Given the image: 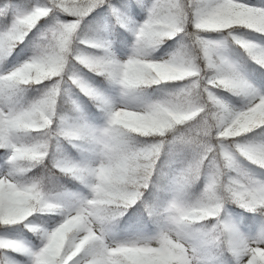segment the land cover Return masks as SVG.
Wrapping results in <instances>:
<instances>
[{"label": "clouds", "instance_id": "9594fccd", "mask_svg": "<svg viewBox=\"0 0 264 264\" xmlns=\"http://www.w3.org/2000/svg\"><path fill=\"white\" fill-rule=\"evenodd\" d=\"M51 2L43 0L42 17L54 10ZM80 23L59 22L48 28L47 35L35 45L34 54L0 78V91L15 97L31 85L50 82L40 98L27 105L17 103L13 109V119L20 126L14 130L11 141L14 152L8 159V171L0 175V184L7 180L16 190L13 217L16 223L33 225L31 232L41 244L56 252L78 240L83 245L89 236L92 239L88 248L101 256L122 248L129 253L158 249L162 241L168 242L173 250L190 249L192 244L187 238L190 227L205 228L192 225L193 216H217L226 203H236V198L243 194H254L264 200V187L256 190L253 173L240 161L243 157L264 168V141L248 152L237 141L254 126H264V98L255 100L247 80L225 55L231 30L264 31V16L253 17L246 5L235 4L231 11L213 17L203 28L198 23L192 24L194 31L189 32L191 23L187 19L162 12L150 28L135 34L132 53L123 61L99 41L79 40ZM201 31L227 32L228 36L215 41L205 38ZM180 34L188 38L181 51L166 59H154L166 40ZM78 40L81 44L89 41L92 48L102 49L103 55L80 50ZM235 43L246 47L244 41ZM16 46L13 41L10 50L0 57V64L7 61ZM198 51L202 53L203 64ZM209 57L215 58L214 71L209 70ZM73 61L118 87L119 99L108 97L88 83ZM174 82L186 83L159 98L150 96L153 86ZM71 86L81 92L89 90L88 97L106 117L102 126L60 116L59 99L70 92ZM221 87L242 97L246 106L251 107L234 109L213 99V90ZM0 114H4L3 108ZM61 140L76 147L82 158L55 156L52 168L82 185L85 193L56 190L52 184L54 173L45 162L52 155L53 142ZM173 143L187 146L195 157L180 171L167 199L159 204L158 213L149 215L151 205L145 202V211L154 221L156 231L117 238L115 227L129 209L143 202L164 147ZM42 166L44 172L30 175ZM205 167L206 187L199 197L190 198L186 190L199 183ZM177 183L182 187L180 194ZM42 216H58L60 220L51 227L32 220ZM259 243L254 239L249 242L250 246ZM18 244L17 240L0 239V247L16 248Z\"/></svg>", "mask_w": 264, "mask_h": 264}, {"label": "snow or ice", "instance_id": "6c2138e0", "mask_svg": "<svg viewBox=\"0 0 264 264\" xmlns=\"http://www.w3.org/2000/svg\"><path fill=\"white\" fill-rule=\"evenodd\" d=\"M108 4L112 14L118 19H123L120 10L109 3V0H67V3H61V0H52L50 6L53 11L48 16H41V5L37 4L30 10H24L23 6L14 3V0H5V3L0 7V18L7 21L9 15L12 19L10 23H5L3 30H0V57H3L9 50L13 41L18 45L23 44L29 34L37 27L41 20H45L54 13H63L70 15L76 19L69 22L81 21L86 16L90 15L97 7ZM235 4H243L247 6V10L253 17L264 16V8H257L249 6L240 2V0H154L151 5L148 16L142 24L133 25L135 34L139 33L145 27H151L152 22L157 19L160 13L168 12L171 14L179 15L181 18L187 19L191 24H200L203 28L207 22L213 17L223 15L232 10ZM59 5V8L56 6ZM69 22H63L65 24ZM59 23V21L57 22ZM127 23H133L127 21ZM75 27V25H72ZM257 34L264 35V31H257L254 28H245ZM232 31V30H231ZM48 33V29L42 33L43 39ZM202 33H207L201 31ZM174 35L171 39L176 38ZM232 39L236 41L246 42L245 52L253 60L254 63L264 68V45L258 44L254 41L242 38L241 36L234 35L232 31ZM23 40L22 43L19 41ZM85 47L91 49L90 42L83 43ZM240 46V44H237ZM18 46L15 47V49ZM209 70L214 71L216 68L215 58H208ZM5 74L0 75L2 78ZM248 87L251 88L255 94V100L258 101L264 98V92L258 90L248 80ZM215 90L226 89L217 88ZM229 92V91H228ZM84 95L89 96L87 88L82 92ZM213 99L223 102L213 90ZM17 106L16 97L11 93L5 94L0 91V108L4 109V114H0V149L6 150L9 157L12 156L14 148L12 147V138L14 130L20 126L18 120L13 119V109ZM246 107H251L247 105ZM56 125L53 123L52 128L55 129ZM258 129H264V126L253 127L251 131L245 135L252 133ZM244 135V136H245ZM242 136V137H244ZM241 147L245 152L254 148L255 145L240 142ZM255 165L259 168L258 165ZM264 169V168H260ZM256 190L259 191L264 187V180L255 178ZM177 193L182 192V187L179 183L176 185ZM15 189L12 185L4 180L0 184V226L9 227L19 225L13 219L15 214L14 196ZM236 204L243 209L256 213L259 212L264 215V200L256 195L243 194L236 198ZM160 210L159 205L150 206L149 215L158 213ZM212 221L215 223L211 228L190 227L187 233V238L191 241L192 247L190 249H175L166 241L161 242L158 249L146 248L139 252L129 253L126 249H117L115 253H105L101 256L95 250L88 248V243L92 239L85 241L83 245L78 240L70 246H65L63 250L56 252L50 247H45L41 244L38 249H31L29 247H20L22 244L19 242L16 248L0 247V249L11 250L21 255H26L30 259V264H215L216 257L212 255L213 250L224 249L231 254L234 259V264H264V228L255 237H248L243 235L236 226L224 223L222 221V212L217 216H201L199 214L191 218L192 225H206ZM29 231H32L33 225L28 222L23 223ZM226 236V239H225ZM260 242L258 246H250V240ZM79 249V251H78Z\"/></svg>", "mask_w": 264, "mask_h": 264}, {"label": "trees", "instance_id": "16d2710c", "mask_svg": "<svg viewBox=\"0 0 264 264\" xmlns=\"http://www.w3.org/2000/svg\"><path fill=\"white\" fill-rule=\"evenodd\" d=\"M247 1L264 6V0ZM4 3L5 0H0V7H2ZM14 3L21 6H29L33 4H39L42 6L43 0H14ZM109 3L120 10L123 19H118L116 16H114L108 4L102 5L97 7L90 15L81 20L77 35L79 40L101 41V43L105 44L106 46L108 45V42L105 40V36H108L117 51L122 52V50L127 49L130 39V23H127V21H131V18L141 17L144 10V3L143 0H109ZM62 17L65 18L69 16L63 13H54L45 20H41L37 27L25 39L23 44L18 45L7 61L3 64H0V75L5 74L3 71L6 68L12 66L14 63L23 61L28 54L27 49L30 46L31 41L37 40V43H39L42 33L48 29V26L54 24ZM10 22V15L7 21L0 18V30H3L5 23ZM105 23L106 26H104ZM234 30H239L247 34H254L258 39L264 42V35L257 34L245 28H237ZM188 31H194L192 24L188 25ZM226 34L228 35L227 32ZM178 39L179 50L181 51L183 46L188 43V38H186L183 34H180ZM79 40L77 41V47L80 49L81 46L85 45L79 43ZM171 40L172 39L166 40V42L155 53H160L161 51L167 49L168 43ZM229 44L232 51L238 56L241 63L248 70L250 78L256 81L260 87L264 88V68L254 63L245 50L237 45L231 37H229ZM95 50L97 53L103 51L102 49ZM198 55L201 56L200 62L203 64L204 61L202 59V53L198 51ZM73 63L76 62L73 61ZM78 66L80 71L87 75L95 84L99 85L100 87H104V76L90 72L80 65ZM49 84L50 82H45L44 84L29 86L25 93L16 97L17 103L19 105H27L34 102L40 98L42 93L49 87ZM162 86L163 84L159 86H153L149 90L150 96L154 95L160 88H162ZM224 92L234 103H246L242 97L233 95L228 91ZM75 94L83 101V115L92 122H100L103 119L104 113L98 109L97 103L88 96L84 95L77 88H75ZM58 113L60 116L65 117L69 121L82 119L80 110L71 103L67 93L62 94L59 99ZM32 135L34 136L36 134L33 133ZM258 139H264V129H258L245 135L244 137L239 138L240 142L242 143L256 141ZM55 156H66L71 159L80 160L82 156L79 150L73 145L69 144L67 141L61 140L58 143L54 141L52 155L45 162V165L47 169H50L51 172L54 173L52 184L56 190L69 191L73 194L85 193L86 189L83 188L82 185L77 183L74 179L62 175L52 168V162ZM194 157L195 153L183 144L173 143L164 147L160 160L156 166V173L153 176V182L145 192L143 202L138 203L135 207L129 209L127 215L119 222L118 226L115 227L114 234L117 236V238H121L123 235H128L131 233L152 234L156 231V225L154 221L149 218L148 212L145 211V202L151 206H156L166 200L170 191L169 184L172 174H174L175 178L177 179L180 171L183 170V168L186 167V165L192 161ZM8 159V152L6 150L0 149V173L4 170L8 171ZM240 161L251 173H253L255 178L264 180V169H260L255 165L250 164L243 157H240ZM206 169L207 167H205V170ZM44 171L45 167H38L33 173H30V175L37 176ZM202 178L200 179L199 183L186 190V193L190 198H197L202 194L204 188L206 187V184L203 185ZM227 211H234L235 213L239 214L243 223H253V220L259 216L262 218L264 224V215H261L259 212L253 213L247 211L238 206V204L235 202L226 203L222 212V221L224 223H228L227 219L225 218ZM32 220L36 224L49 225L58 222L60 217L42 216L33 217ZM214 223L215 221H212L204 225V227L206 229L210 228ZM0 230L20 234L29 239H35L37 237V235L29 231L28 228L24 226V224L9 227L0 226ZM13 254L25 258V255L17 254L15 252ZM212 255L216 257L215 264H234V259L226 250V248L213 250ZM0 264H5V257L2 253V249H0Z\"/></svg>", "mask_w": 264, "mask_h": 264}, {"label": "rangeland", "instance_id": "374dc122", "mask_svg": "<svg viewBox=\"0 0 264 264\" xmlns=\"http://www.w3.org/2000/svg\"><path fill=\"white\" fill-rule=\"evenodd\" d=\"M154 0H143L144 3V12L141 16L140 19H135L133 18L131 20V25H130V41H129V48H127L125 51L123 52H118L117 49L115 48L114 44L109 40V38L106 36L105 40L108 42L107 47L110 48V50L115 54V56L117 58H119L120 60H126L132 53V48L134 45V41H135V32L133 30V25H139L142 24L148 16V11L151 7V5L153 4ZM240 2L247 4L249 6H253V7H257V8H264V6L259 5V4H255V3H251L248 2L247 0H240ZM32 6H23L24 10H30ZM69 17H65V18H60L58 21L59 22H69V21H73L75 20V17H72L70 15H68ZM12 19V17H11ZM58 21H56L54 24L48 26V28H50L51 26L55 25ZM106 26V23H105ZM234 35H238L241 36L242 38L248 39L249 41H254L258 44L264 45L263 41H260L255 35L253 34H247L244 33L242 31L239 30H232ZM202 35L207 38V39H211V40H215V41H219L222 40L223 37L228 36L225 33H216V32H212V33H202ZM179 35L176 36V38L172 39L169 43H168V48L166 50H163L161 53H157L154 54V59H161V58H168L169 56L176 54L177 52H179ZM101 42V41H99ZM37 44V40L36 41H31L30 46L28 47L27 51L28 54L26 56V58L21 61L18 62L16 64H14L10 69H8L6 71V73L14 70L16 67L20 66L24 61L28 60L33 54H34V49H35V45ZM80 50L87 52L88 54H92V55H103V51L100 53H97L95 49H91V48H87L85 46H81ZM225 55L229 58V60L236 66L237 70L244 76V78L246 80H248L252 85H254L258 90L264 92V88L263 87H259L258 83H256V81L252 80L249 77V74L247 72V70L241 65V63L239 62V60L235 57L234 54L231 53V47L229 44V37H228V44H227V49L225 52ZM74 66L76 67V69L79 71L80 75H82V77L88 82L90 83L93 87H95L98 91L102 92L103 94L107 95L108 97L112 98V99H119V89L118 87H116L115 85H113L112 83H110L106 78H105V87L101 88L98 85L94 84L90 79H88V77L82 73L79 69V66L76 63H73ZM184 83L186 82H174V83H168V84H163L162 88H160L154 95H152V98H159L163 95H165L166 93L175 91L177 89H179L180 87H182L184 85ZM75 86H71V90L70 92H67L68 98L71 101L72 104H74L81 112L82 115V119L88 121L89 123L95 125V126H102L105 123V115L102 119L101 122L99 123H93L89 120H87L85 118V116L83 115V101L80 97H78L75 94ZM79 89V88H78ZM216 95L226 104H228L229 106L233 107L234 109H242L244 107H246V103L245 104H235L232 100L229 99L228 95L223 91V90H214ZM264 141V139H258L256 141H250L247 143L253 144V145H257L258 143ZM7 171H3L0 175L5 174ZM207 177V171L205 172V176H204V181L206 180ZM174 180L171 183V186L169 187L170 190L173 188L174 186ZM225 218L227 219V222L229 224H232L234 226H236L238 228V230L245 236L248 237H255L259 234L260 230L263 228V222L261 217H257L253 223L250 224H244L242 223V220L240 218V215L235 213L234 211H227L225 214ZM52 225H47L48 227L53 226ZM132 235H137V234H130V235H125L122 238L125 237H129ZM0 239H13V240H17L19 242H21L23 245H25L26 247H29L33 250L38 249L41 246V241L38 238V236L36 237V239L34 240H28L25 237H22L21 235L18 234H13V233H8V232H4L2 230H0ZM2 253L4 254V256L6 257L5 260V264H30V259L28 256L25 255V258H22L21 256H15L13 254V251L11 250H5L3 249Z\"/></svg>", "mask_w": 264, "mask_h": 264}]
</instances>
